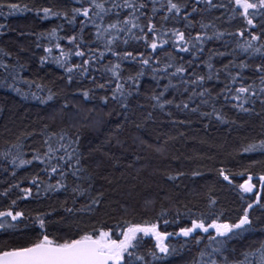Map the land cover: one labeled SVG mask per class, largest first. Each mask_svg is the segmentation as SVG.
I'll use <instances>...</instances> for the list:
<instances>
[{"label":"snow or ice","instance_id":"snow-or-ice-1","mask_svg":"<svg viewBox=\"0 0 264 264\" xmlns=\"http://www.w3.org/2000/svg\"><path fill=\"white\" fill-rule=\"evenodd\" d=\"M78 7L71 9H57L56 7H40L32 9L43 19L53 17L62 19L66 24L74 26L79 18V32L61 35L64 25L53 27L46 33H40L36 42L37 48H42L44 55L40 56L39 63L43 66L52 63L64 69L65 79L69 85L74 81L83 80L90 75V68L106 59V53L116 58L113 63L109 60L105 71L110 72L117 83L112 91L111 99L118 102L122 108L129 109V98L141 92V82L146 75H151L156 87L160 81L167 80L159 92L152 89L150 99L161 109L173 104L172 100L162 99L169 89L183 88L191 96L200 98V104L209 105L211 112H201L202 116H212L222 123H235L223 115V109H217L216 101L223 99L231 103V107L247 114H264V0H229L234 7L229 8L224 3H214V0H166L160 7L165 9V14L160 17V23L155 22L159 9L157 0H77ZM151 4L152 15L145 11ZM87 4V6H85ZM203 5V7H200ZM8 9V15L23 12L28 5L19 3H0V15L3 9ZM191 9L186 11V9ZM228 8L232 13L229 18L236 16L243 18L247 30L240 28L235 32L220 31L213 22H205L203 13L212 9ZM239 9L240 11H237ZM193 14H200L201 19L196 20ZM112 17V19H108ZM142 18H145L142 20ZM219 19V17H218ZM173 22L172 27L167 22ZM175 24H182L176 27ZM92 27L93 39L90 43L84 39V30ZM6 25L0 24V33ZM199 29L195 31V29ZM225 36L239 38L233 41L225 40ZM223 41L225 46L234 43L235 47L230 52L210 50L207 59H202L205 45L208 41ZM46 41V45L41 43ZM66 41L67 46L61 43ZM130 41L142 46L141 49L128 50ZM125 46L123 50L119 46ZM101 48L103 50H101ZM4 59H0V86L9 87L16 92V81L23 79L27 70L26 64H21L17 58L15 62H7L11 53L0 48ZM191 59H186V55ZM240 54H246L247 59H239ZM233 57L217 69L213 63L215 57ZM73 57H79L80 62H73ZM258 58V59H257ZM128 62L136 65L134 74L122 76V64ZM203 65L207 71L200 73L196 67ZM233 69H236L234 72ZM251 69V75H246V70ZM191 70V71H190ZM225 74L223 88L213 94V88L208 82L219 80L221 73ZM95 77L92 80L95 81ZM173 80H178L174 84ZM123 81V82H119ZM26 84L35 85L37 91L24 94L42 104H47L55 98V93L43 83L24 81ZM112 81L109 80V83ZM104 88L105 84L96 85ZM47 92L45 95L38 93ZM92 90H84L82 96L85 100L90 98ZM102 101L107 104L109 97L104 96ZM259 102L261 109L256 112ZM67 107V104L64 105ZM176 108L188 109L189 104L181 101L175 104ZM200 110V105L191 108L193 113ZM171 115V113H168ZM149 115H151L149 113ZM264 127V125H262ZM35 132H26L17 137V142L11 148L0 153V159L12 166V177L17 172L30 166L37 167L39 171L26 177L29 186H22L25 179L13 181L0 196L8 198L10 205L5 210H0V231L15 230L17 222L32 220L40 229L39 235L26 245L0 248V264H162L168 257L177 254V248L171 240H184L186 246L194 241L196 245L207 239V244L199 252V260L195 264H264V243L255 250L251 248L242 253L239 261H229L225 254L229 251L228 241L239 238L245 233L253 232L254 217L250 213L260 212L264 216V171L254 172L256 165H264V138L253 140L242 147V154H260L261 159H253L248 167L239 172H232L230 168L220 167L217 173L223 181L233 185L238 198L242 202V211L235 221L224 218L225 213L217 208L215 198L209 196L208 203L203 209L193 211L187 204H183V211L177 209L170 214L169 209L161 205L158 215L152 219H121L114 226L80 228L77 226L74 235L66 239L50 237L46 227V217L51 213H40L33 219L31 214L26 216L23 209L18 207L19 202L29 199L37 200L49 193L71 192L73 195L72 206H67L64 201L66 213H94L104 203V192L93 194L95 184L94 176L84 166L87 157L79 151V137L73 139L66 129L50 131L45 124L40 131L42 147L31 148L27 143ZM31 148V156L25 148ZM62 153V154H61ZM8 171L7 168L4 169ZM41 173L47 176L42 178ZM184 172L168 175L170 181H177L184 176ZM193 177L201 176L200 171H193ZM244 177L242 183H235L236 177ZM72 178V185L69 178ZM55 179V183L51 181ZM15 190V191H14ZM35 190V191H34ZM251 194V195H249ZM15 196V198H12ZM79 197H87V202L79 208L76 207ZM153 201H146V210L152 206ZM127 210L125 209V213ZM259 219V217H255ZM161 225L164 230H161ZM172 228L173 231H168ZM145 238L154 241L153 249L145 254Z\"/></svg>","mask_w":264,"mask_h":264},{"label":"trees","instance_id":"trees-1","mask_svg":"<svg viewBox=\"0 0 264 264\" xmlns=\"http://www.w3.org/2000/svg\"><path fill=\"white\" fill-rule=\"evenodd\" d=\"M192 2L194 0H189L190 4ZM0 3L5 5L19 3L21 6L27 4L29 9L8 15V9L4 8L3 15H0V24L6 25L0 33V48L11 53L7 62L13 63L18 58L21 64L27 65V70L22 74L23 79L16 81V88L21 92L0 86V153L10 149L11 145L17 142V137L26 132L36 133L27 141L31 148H40L43 151L40 131L45 124L49 126L50 131L66 129L73 139L79 137V151L87 157L83 162L84 166L95 179L93 194L105 193L103 205L94 213H66L64 201L67 200V206H72L73 195L70 191H61L49 193L47 197L42 196L37 200L19 202L18 207L25 211L26 216L31 214L34 219L37 214L51 213L46 217L48 221L46 227L50 237L58 239L74 235L77 226L90 228L103 224L110 227L121 219H152L158 215L161 205L168 208L170 214H174L177 209L183 211V204L196 211L207 205L209 196L216 199L217 208L224 211L226 220L235 221L238 218L242 211L238 192L233 185L219 177L217 169L224 166L230 168L232 172H239L242 168L248 167L251 160L261 159L258 153L250 156L242 154L241 150L245 144L264 138L262 127L264 114L258 116L239 112L231 107V103L221 98L215 102L217 109L222 108L225 118L235 121L222 123L215 117L202 116L200 113L211 112V107L200 104L199 97L189 100L191 88L188 92H183L182 87L179 91L169 89L162 98L172 100L173 104L166 105L163 109L154 107L156 102L150 99L152 89L155 88V91L159 92L168 81L162 80L160 87H156L150 74L142 80L141 92L129 98V109H124L111 99L117 81L104 67L109 60L116 62V58L111 54L106 53L105 60L90 68L88 77L78 82L74 81L71 85L64 78L66 75L64 69L52 63L43 66L39 63L40 56L44 55L43 49L36 47L39 34L46 33L60 24L64 25V32L61 35L74 34L79 32V18L73 31L72 26L62 19L56 17L43 19L42 14L38 16L32 9L56 7L68 10L79 6L77 0H0ZM214 3H224L229 8L235 6L229 0H214ZM161 4H166V0H157L156 7L159 12L156 14L155 22L158 24L161 22L160 17L165 14V9L160 7ZM145 11L152 15L150 3ZM202 15L205 22H213L220 31L235 32L245 28L242 17L229 19L232 13L228 8L212 9ZM193 16L196 20L201 19L200 14ZM167 26L172 27L173 22H167ZM245 31L247 38L246 28ZM93 32L91 26L85 28L83 35L86 42L92 41ZM224 39L233 41L239 38L225 36ZM41 43L47 46L46 41ZM61 43L67 46L66 41ZM124 47L120 45L119 49L123 50ZM233 47L234 43L225 46L223 41H208L202 59H207L210 50L230 52ZM127 49L142 50V46L130 41ZM232 58L227 55L215 57L213 63L217 69H222ZM0 59H4L3 53H0ZM186 59L191 57L186 55ZM239 59H247V55L240 54L237 62ZM73 62H80V58L73 57ZM135 70L134 64L128 62L122 64L123 77L134 74ZM194 70L200 73L207 71L202 64ZM2 72L3 69H0V73ZM245 74L251 75V69L246 70ZM93 76L96 78L95 81L92 80ZM25 80L45 84L56 94L55 98L47 104L40 103L31 95L25 98L24 94L37 91L35 85L30 86L24 82ZM109 80L112 82L109 83ZM224 80L225 74L222 72L219 80L208 82V86L213 88V94L223 88ZM173 83L179 82L173 80ZM98 84H105V87L99 88L96 86ZM88 89L92 91L90 98L85 100L82 92ZM38 94L46 96L47 92ZM104 96L109 97L107 104L101 99ZM181 101L188 103L189 108H176L175 104ZM65 104L67 107H64ZM197 105H200V110L193 113L191 108ZM255 108L256 112H260L259 102ZM31 148H25L29 158ZM5 168L8 171H5ZM11 170L12 166L0 159V192L19 179H25L22 186H29L26 177L39 171L37 167L30 166L19 170L17 176L12 177ZM252 170L264 171V165H256ZM193 171H200L202 175L193 177L191 175ZM177 172H184L185 175L177 181L167 179L168 175ZM41 176L47 180L43 173ZM243 180L244 177L238 176L235 183H242ZM51 182L55 183V179ZM69 184L72 185L71 177ZM146 201L154 202L147 210ZM86 202L87 197H79L76 207L79 208ZM9 205L10 200L0 196V210L7 209ZM250 215L254 217L255 230L228 241L229 251L225 254L229 261L241 260L244 251L250 248L255 250L264 243V216L258 211ZM17 223L18 227L15 230L0 231V248L7 250L26 245L40 233L38 225H34L30 219ZM161 230H164L163 225ZM167 230L173 231L172 228ZM171 243L176 246L177 254L168 257L162 264H195L199 260L200 250L207 244V239L202 240L199 245L191 241L184 247H181L184 245L182 239L171 240ZM153 245L154 241L151 238H145L142 251L146 254L148 250L153 249Z\"/></svg>","mask_w":264,"mask_h":264}]
</instances>
